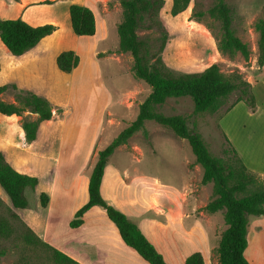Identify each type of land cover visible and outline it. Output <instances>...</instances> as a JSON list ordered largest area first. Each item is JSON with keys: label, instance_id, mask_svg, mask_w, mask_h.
I'll return each instance as SVG.
<instances>
[{"label": "crops", "instance_id": "crops-1", "mask_svg": "<svg viewBox=\"0 0 264 264\" xmlns=\"http://www.w3.org/2000/svg\"><path fill=\"white\" fill-rule=\"evenodd\" d=\"M72 3L92 10V35L74 33L69 16ZM119 13V0H0L1 19L19 17L33 26L55 25L50 34L19 55L12 54L0 38V85L14 84L20 90L42 95L54 107L52 117L40 121L31 142L25 139L20 115L0 113V153L15 170L38 179L34 188L24 189L26 207H13L3 197L1 185L0 198L38 237L81 264H149L124 243L115 224L104 217L105 210L96 209V205L83 214L79 226L69 225L75 211L88 198L87 185L101 149L96 141L105 125L107 102L105 94L98 96L102 108L94 130L79 125V112L72 99L73 79L81 66L82 54L99 60L98 54L105 52L108 39L117 31ZM69 49L78 54L79 63L64 72L58 68L56 57ZM261 67L252 82L255 109L251 110L242 100L236 102L221 117V130L247 169L264 179V65ZM0 97L8 102L14 100L8 90ZM24 115L37 117L31 112ZM111 156L103 173L102 196L140 227L164 259L169 264H184L189 253L200 251L205 264H218L213 238L219 239L225 227L212 225L210 216L198 217L193 212L189 213V220L185 219L183 211L160 205V196L146 190L131 193L120 169L110 161ZM41 192L47 196L45 205L39 199ZM30 195L34 206L29 202ZM244 256L251 264H264V215L248 217Z\"/></svg>", "mask_w": 264, "mask_h": 264}, {"label": "trees", "instance_id": "trees-1", "mask_svg": "<svg viewBox=\"0 0 264 264\" xmlns=\"http://www.w3.org/2000/svg\"><path fill=\"white\" fill-rule=\"evenodd\" d=\"M119 3L121 18L117 24V50L128 52L132 56L133 75L146 82L150 86V91L138 105L135 118L98 150L89 175L88 198L75 211L69 225L79 226L83 222V214L89 208L95 205L100 206L115 224L124 243L134 249L145 261L149 264H169L140 227L122 210L109 203L100 191L109 156L116 147L125 144L135 132L142 129L145 121L153 120L187 140L195 162L202 168L201 182L212 183V196L203 208L211 214L221 211L226 224L220 233L217 245L213 248L218 264H251L244 256V249L247 245L248 217L249 215H264V179L247 169L226 137L228 148L224 151L230 155L216 156L210 152L201 134L188 125L184 116L164 114L158 110V106L169 96L189 95L193 99L195 113L214 112L232 92L237 91L236 98L225 111L240 100L253 110L256 103L252 84L243 79L239 72L232 71L229 75L224 74L215 63L198 72L175 74L165 66L159 55L164 40L156 52H150L147 42L137 34L140 27L151 28L157 23L163 0H119ZM188 3L189 0H171L169 13L176 15ZM208 13L220 24L219 49L229 55L239 52L244 59H247L250 48L245 41L236 36L232 27L231 8L225 0H213ZM69 16L75 34L92 35L95 32V18L89 7L72 3L69 5ZM255 28L258 31L256 62L261 67L264 65V12L256 22ZM54 29L55 25L50 23L33 26L19 17L0 18V38L8 50L15 55L22 54L33 47ZM78 63V54L70 49L61 51L56 57L58 68L64 72H70ZM8 89L14 91V100L8 102L0 97V113L20 115L25 139L31 142L35 139L40 121L50 119L54 107L44 96L20 90L14 84L0 85V94ZM60 110L57 109V111ZM25 112L35 113L37 117L31 119L24 115ZM37 182L36 176L15 170L0 153V185L7 193L13 207L27 206L24 189L34 188ZM39 199L41 205L46 204L47 196L44 192L40 193ZM0 201H2L1 198ZM7 210L25 228L21 235L25 244L44 247L53 264H81L38 237L11 207L7 206ZM5 228V221L0 220V232H3ZM20 264L31 263L24 261ZM184 264H205V262L200 251H193L185 257Z\"/></svg>", "mask_w": 264, "mask_h": 264}, {"label": "rangeland", "instance_id": "rangeland-1", "mask_svg": "<svg viewBox=\"0 0 264 264\" xmlns=\"http://www.w3.org/2000/svg\"><path fill=\"white\" fill-rule=\"evenodd\" d=\"M225 2L231 8L236 36L250 48L247 59L239 52L229 55L219 49L220 24L208 13L213 0H189L187 6L176 15L169 13L171 0H163L157 23L151 28L140 27L137 34L147 42L150 52H156L164 40L159 55L165 66L175 74L198 72L215 63L224 74L239 72L243 79L252 84L262 71L256 62L258 31L255 25L263 15L264 0ZM118 15L121 18V13ZM117 45L115 31V36L108 39L105 52L98 54L99 60H91L82 54L81 66L73 79L72 99L75 111L79 112V125L88 130L96 127L98 112L102 108L98 100L100 95L107 97L104 104L105 125L99 141H96L99 148L104 147L135 118L138 105L150 91L146 82L133 75L132 56L128 52H119ZM8 92L14 93L11 89ZM237 94V91L232 92L214 112L195 113L194 102L189 95L169 96L158 106V110L167 115L184 116L188 125L201 134L210 152L223 157L230 154L224 151L228 147L221 130V117ZM110 161L120 169L126 188L131 193L146 190L153 196H160L163 201L160 205L183 211L185 219L189 220V213L193 212L198 217L210 216L212 225L226 227L221 211L211 214L204 210V204L212 196V183L201 182L202 168L195 162L187 140L175 135L171 129L153 120L145 121L142 129L125 144L116 147ZM3 193L10 203L4 190ZM29 202L31 206L35 205L31 195ZM96 209L103 211L97 205ZM104 217L110 222L106 214ZM0 220L6 224V228L0 232V264H20L24 261L53 264L44 247L22 241L25 228L10 215L3 200L0 201ZM217 239L213 238L214 245H217Z\"/></svg>", "mask_w": 264, "mask_h": 264}]
</instances>
